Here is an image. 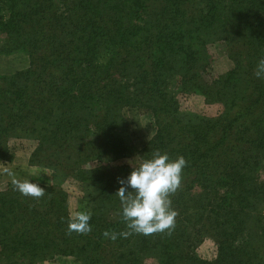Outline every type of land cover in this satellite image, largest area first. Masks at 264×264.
Masks as SVG:
<instances>
[{
    "label": "trees",
    "instance_id": "obj_1",
    "mask_svg": "<svg viewBox=\"0 0 264 264\" xmlns=\"http://www.w3.org/2000/svg\"><path fill=\"white\" fill-rule=\"evenodd\" d=\"M16 54L25 67L0 72V163L24 145L55 181L39 198L0 188V264H264V0H0V57ZM131 110L155 127L138 148ZM156 150L187 162L174 228L105 237L129 231L118 180ZM78 211L87 234L68 230ZM205 238L212 259L196 253Z\"/></svg>",
    "mask_w": 264,
    "mask_h": 264
},
{
    "label": "clouds",
    "instance_id": "obj_2",
    "mask_svg": "<svg viewBox=\"0 0 264 264\" xmlns=\"http://www.w3.org/2000/svg\"><path fill=\"white\" fill-rule=\"evenodd\" d=\"M254 75L264 79V58L257 62ZM186 164L183 156L172 159L156 150L151 158L135 166L126 179L118 180L121 186L115 195L121 202V215L129 231L119 234L105 231L103 235L115 240L117 235L126 238L132 233L151 235L173 229L178 213L171 206L170 196L180 187ZM15 184L23 195L39 198L45 194L44 188L31 180H16ZM91 215L90 211L76 212L68 223V230L89 233Z\"/></svg>",
    "mask_w": 264,
    "mask_h": 264
},
{
    "label": "rangeland",
    "instance_id": "obj_3",
    "mask_svg": "<svg viewBox=\"0 0 264 264\" xmlns=\"http://www.w3.org/2000/svg\"><path fill=\"white\" fill-rule=\"evenodd\" d=\"M215 55V60L211 64V71L215 73H222L232 67L231 61L224 56L220 51ZM27 60L20 54L0 57V72H5L13 68L25 67ZM200 104H194L190 101L186 104L184 110L200 111ZM199 107V108H198ZM217 107V106H214ZM212 108V107H211ZM216 109V108H215ZM209 112V110L205 109ZM125 117L130 121L131 129L134 130L132 134L133 141L137 148L146 142L151 135L154 133V123L150 116L137 113L136 111L125 112ZM138 144V145H137ZM16 150H13V157L9 162L0 163V188H5L9 181L27 179L32 180L36 183H53L55 181L51 170L40 167L30 166L28 164V157L30 150L29 148L18 146ZM136 155H132L129 159L125 160V163L130 165H136ZM68 194V207L73 214L76 207V196L79 195L80 191L78 186L74 184H63ZM196 253L204 259H212L215 255V245L212 240L204 239L200 245L196 248ZM56 264H78L72 260L61 259ZM151 264V262H150Z\"/></svg>",
    "mask_w": 264,
    "mask_h": 264
}]
</instances>
